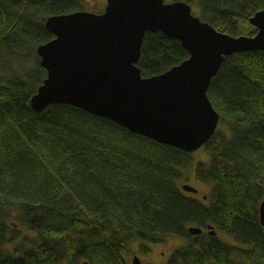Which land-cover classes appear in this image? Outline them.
<instances>
[{
    "label": "trees",
    "instance_id": "1",
    "mask_svg": "<svg viewBox=\"0 0 264 264\" xmlns=\"http://www.w3.org/2000/svg\"><path fill=\"white\" fill-rule=\"evenodd\" d=\"M176 1L233 37L255 36L250 20L264 10V0ZM81 6L0 0V264H128L133 243L169 238L186 244L167 264H264V52L226 57L207 93L220 114L204 146L211 159L195 164L75 107L34 112L47 78L37 49L55 38L47 19ZM188 58L179 41L148 33L138 67L148 78ZM191 169L212 187L207 200L182 189ZM194 226L204 232L190 235Z\"/></svg>",
    "mask_w": 264,
    "mask_h": 264
},
{
    "label": "water",
    "instance_id": "2",
    "mask_svg": "<svg viewBox=\"0 0 264 264\" xmlns=\"http://www.w3.org/2000/svg\"><path fill=\"white\" fill-rule=\"evenodd\" d=\"M250 24L257 29L255 36L233 37L203 22L189 4L165 0H107L99 14L81 10L51 16L46 28L55 38L37 49L47 78L31 107L38 114L55 105L75 107L194 153L220 125L207 93L226 57L264 52V10ZM157 32L179 41L189 58L146 78L138 67L143 42L148 33ZM182 189L199 193L189 184ZM259 218L264 229V200ZM188 232L198 236L203 229L194 226ZM210 232L215 234L212 227ZM132 264L143 262L135 257Z\"/></svg>",
    "mask_w": 264,
    "mask_h": 264
},
{
    "label": "rangeland",
    "instance_id": "3",
    "mask_svg": "<svg viewBox=\"0 0 264 264\" xmlns=\"http://www.w3.org/2000/svg\"><path fill=\"white\" fill-rule=\"evenodd\" d=\"M81 2V7L84 11L87 12H94V13H101L105 9L107 5V0H79ZM166 3H172L173 0H165ZM198 7L194 6L192 9V13L195 16H198ZM194 157V163L199 164V163H209L210 161V156L208 152H206L205 148L203 147L199 151H196L193 153ZM184 181L186 184H189L199 190L198 195H193L190 193L189 194L191 197L196 198L197 200L203 201V196L207 197L205 200L208 199V196L211 192V186H208L206 184H203L199 180H197L194 170L191 169L184 173ZM183 177V178H184ZM184 184V182L182 181ZM182 184V185H183ZM207 233V231L205 232ZM20 244V242H19ZM186 244V242L182 239L178 238H169L167 242L161 243V244H156V245H151L143 242H135L129 247L128 253L125 255V258L128 262V264H132V260L134 256H138L144 264H167L171 256L181 247H183ZM18 245V244H17ZM147 247L149 250L148 255L142 254L141 250L144 247ZM16 245L10 246L9 250L12 251ZM163 254V255H162ZM81 262L80 264H82Z\"/></svg>",
    "mask_w": 264,
    "mask_h": 264
},
{
    "label": "flooded vegetation",
    "instance_id": "4",
    "mask_svg": "<svg viewBox=\"0 0 264 264\" xmlns=\"http://www.w3.org/2000/svg\"><path fill=\"white\" fill-rule=\"evenodd\" d=\"M103 11H104V10H103ZM101 13H102V12H101ZM198 194H199V193H198ZM198 194H194V195H198ZM142 254H144V255H148L149 253H142ZM162 255H163V254H162ZM135 257H138V256H134V258H135ZM134 258H133V259H134ZM140 260H141V259H140ZM132 261H133V260H132ZM141 261H142V260H141ZM143 264H144V263H143Z\"/></svg>",
    "mask_w": 264,
    "mask_h": 264
}]
</instances>
